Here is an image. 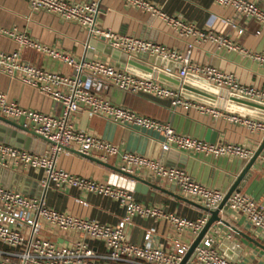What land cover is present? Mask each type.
I'll use <instances>...</instances> for the list:
<instances>
[{
    "label": "crops",
    "instance_id": "1",
    "mask_svg": "<svg viewBox=\"0 0 264 264\" xmlns=\"http://www.w3.org/2000/svg\"><path fill=\"white\" fill-rule=\"evenodd\" d=\"M147 1L165 14L174 16L179 21L188 23L197 29L211 27L213 31L219 32L244 49L253 51L264 49V25L237 16L230 8L217 5L213 0ZM249 1H253L264 9V0ZM98 4L97 21L101 27L121 35H132L164 45L181 55L185 53L190 44L189 63L210 65L232 74L243 85L264 91V68L240 53L227 50L210 41L199 42L195 37L178 35L161 18L126 5L122 0H99ZM232 23H239L243 26L244 30L239 36L236 35ZM12 30L23 32L38 43L66 53L75 60L81 58L98 60L142 77H154L172 88L180 89L181 85H186L190 90L205 93V96H200L184 90L183 97L192 103L174 107L165 99L123 92L115 87L107 89L106 97L112 103L168 122L176 133L210 144L241 143L254 150L264 136V133L249 131L243 125L234 123L226 117V114L232 113L246 114L245 116L250 115V117L261 119L264 118V111L238 103L224 89L216 88L207 81L204 83L202 77L192 74L180 77L178 70L182 64L179 62L165 60L147 53L125 54L111 47L105 40L88 37L86 31L72 21L63 20L44 11H30L24 0H0V51L18 50L23 60L53 73L71 75L72 69L63 62L31 48L17 47L6 34L7 31ZM134 57L143 58L145 61L134 59L136 62H132L137 63L135 65L138 66L135 67L131 65ZM155 67L163 69L162 73L166 75L165 79L168 81L158 79V74L149 70L150 68L156 69ZM0 92L8 101L22 108L54 115L62 113L59 103L34 87L25 85L17 78L1 72ZM201 104L218 108L221 114L213 115L202 111L199 108ZM261 104L264 105V103ZM70 121L75 129L90 132L99 139L115 145L118 149L116 155L102 161L106 166L87 159L76 153L74 149H66L57 156L56 164L62 169L73 175L93 180H104L110 173L117 172L113 168L118 169L119 154L125 151L157 160L164 166L181 168L194 181L216 188L225 194L247 162L237 157H212L176 149L162 151L160 135L157 132L118 125L104 117L90 115L85 111L72 114ZM13 122L30 131L22 125L21 120ZM0 141L34 154H42L49 149V144L42 138L1 121ZM260 154H264V147ZM133 175L154 185L137 186L133 193L135 201L147 206H157L166 212L190 220L204 215L208 217V214L198 206L201 205L199 202L181 195L178 189L167 181L143 170H137ZM39 177L38 171L29 168L0 167V184L23 194L41 197L47 206L56 210L79 214L111 226L123 216V208L112 199L102 195L76 189L62 191L48 189L42 192L38 183ZM236 190L264 205V168L260 165L258 158L239 181ZM178 197L189 200L192 204ZM219 216L227 225H222V228L217 229L214 224L204 235L212 239L215 250L237 264H264V235L247 224L242 215L228 208L221 211ZM146 231L151 233L152 245L163 251H172L176 243L188 246L195 237L191 231H177L163 219L139 216H134L131 223L125 226L124 235L130 243L141 244ZM39 236L64 246L72 244L77 239V235L71 231L49 229L46 225H42ZM89 244L96 251H101L98 243L89 242ZM191 264L195 262L192 261Z\"/></svg>",
    "mask_w": 264,
    "mask_h": 264
},
{
    "label": "built area",
    "instance_id": "2",
    "mask_svg": "<svg viewBox=\"0 0 264 264\" xmlns=\"http://www.w3.org/2000/svg\"><path fill=\"white\" fill-rule=\"evenodd\" d=\"M30 11H44L76 23L88 37L105 40L111 47L128 55L138 53L154 54L166 60L181 63L178 75L187 74L202 77L214 87L224 89L229 95L264 103V91L239 83L235 77L210 65H196L188 62L190 44L183 55L164 45L146 41L132 35H121L101 27L98 23L99 0H24ZM164 20L178 35L195 37L197 41H210L227 50H234L264 68V49L247 50L229 40L219 32L197 29L167 15L147 0H122ZM222 7L230 8L237 16L251 19L264 25V9L249 0H213ZM239 36L244 28L232 23ZM6 34L17 47H28L38 53L63 62L72 69L71 75L48 72L20 57L18 50L0 51V72L17 78L21 83L34 87L59 103L61 115L42 113L18 106L8 101L0 92V115L22 125L42 137L49 149L42 154L12 146L0 141V167L29 168L40 173L38 180L41 191L76 189L81 192L102 195L112 199L123 208V216L113 226L100 223L79 214L56 210L47 206L41 197L23 194L0 184V264H177L187 245L176 243L172 251H163L152 245L151 233L143 234L141 244L126 240L124 228L134 216L159 218L169 222L177 231L188 230L197 234L206 222L207 216L190 220L166 212L157 206H147L135 201L134 180L119 173H110L104 180H93L76 176L56 164L57 156L66 149L105 161L117 154V147L103 141L90 132L73 127L70 116L78 111L104 117L122 126L152 130L160 135V149H176L204 155L237 157L248 160L254 148L241 143L210 144L197 138L176 133L168 122L112 103L106 97L109 87L123 92L165 99L171 106H186L190 102L181 95L180 89L159 82L154 77H142L119 70L98 60H75L70 55L44 46L29 38L23 32L7 31ZM202 111L213 115L221 114L218 108L201 104ZM230 121L243 125L249 131L264 133V121L240 114H226ZM264 168V154L257 156ZM118 169L127 174L143 170L174 185L181 195L199 202L208 210H214L223 199L224 193L194 181L178 167L164 166L157 160L130 152L119 154ZM225 205L242 215L244 221L264 235V205L249 195L232 191ZM42 225L49 229L71 231L77 239L64 246L41 238ZM89 242H96L101 251H96ZM195 264H237L221 255L213 247L210 237H202L193 249Z\"/></svg>",
    "mask_w": 264,
    "mask_h": 264
},
{
    "label": "water",
    "instance_id": "3",
    "mask_svg": "<svg viewBox=\"0 0 264 264\" xmlns=\"http://www.w3.org/2000/svg\"><path fill=\"white\" fill-rule=\"evenodd\" d=\"M151 55H154V54H151ZM134 59L139 60V61H145V59L139 58V57L132 58L131 65H133L135 67H138V66L135 65L137 63H133V62H136ZM155 68L156 69L150 68L149 70L151 72L155 71L158 74V79H160L162 81L166 80L165 79L166 78V75H164L162 73V72H164L163 69H160L158 67H155ZM202 80H203L204 83H206V81L204 79H202ZM166 81H168V80H166ZM184 90L185 91L186 90H189L190 92H193L194 94H197V95H200V96H205L204 95L205 93H203L201 91H198V90L197 91L196 90H190L189 87H187L186 85H181L180 92H181V95L182 96L184 95V93H183ZM232 96H233V99L235 101H237L238 103H240V104H244V105H247V106H249L251 108L264 111V107H263L264 105L261 104V102H258L256 100H252V99H248V98H244V97H241V96H237V95H232ZM207 97L210 98V96H207ZM252 117H254V116H252ZM254 118H257V117H254ZM257 119H260V118H257ZM260 120H263L264 121V118H261ZM0 121L3 122V123H5V124L11 125L13 127H17V128H20V129L22 128V129L30 132L31 134H34L35 136L40 137L39 135H36L32 131H29L28 129L19 126L18 124H16L12 120L7 119V118H5V117H3L1 115H0ZM40 138H42V137H40ZM263 147H264V136H263L262 140L260 141L259 145L257 146V148L254 150L252 156L247 160V162L244 165L243 169L236 176V178L233 181L232 185L229 187V189L227 190V192L224 194L222 201L220 202V204L218 205V207L216 209H214V210H208L205 207H203L202 205H198L203 211H205L208 214V217L206 219V222L202 226V228L199 230V232L195 235L194 239L188 245L186 251L184 252V254L182 255L181 259L179 260V262L177 264H191L192 263V261H193V249H194V247L198 244V242L200 241V239L202 237H204L205 233L208 232L209 228L212 225L215 224L217 229L222 228V225H227V223L219 216V213L221 211H225L227 209V206L225 205V201H226L227 197L229 196V194L232 191H237L236 190V187H237L239 181L242 179V177L245 175V173H247L248 169L251 167V165L253 164V162L257 158V156L260 154V152L263 149ZM75 152L78 153V154H80V155H82V156H84V157H86L87 159H90V160H92V161H94L96 163H99V164H102V165L106 166V164L104 162H102V161H100L98 159L92 158L90 156L83 155V154H81V153H79L77 151H75ZM113 169H115L117 172L122 173V174L130 177L131 179H133L134 182H135L134 183L135 184L134 185V189H136L137 186H140V185H144V186H154L153 184H151L150 182H148L147 180H145V179H143L141 177H138V176H135V175H132V174L124 173L120 169H117V168H113ZM178 198L183 199L182 197H178ZM183 200L184 201H187L188 203H191L192 204V202L189 201V200H186V199H183Z\"/></svg>",
    "mask_w": 264,
    "mask_h": 264
}]
</instances>
